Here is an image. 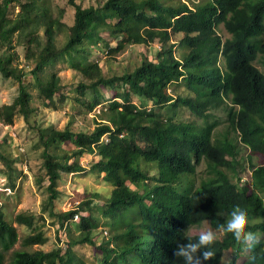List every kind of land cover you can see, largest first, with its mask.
Returning <instances> with one entry per match:
<instances>
[{
    "label": "trees",
    "instance_id": "1",
    "mask_svg": "<svg viewBox=\"0 0 264 264\" xmlns=\"http://www.w3.org/2000/svg\"><path fill=\"white\" fill-rule=\"evenodd\" d=\"M94 1L82 6L67 0L73 8L68 25L53 0H0V76L18 84L15 98L0 104V123L24 118L41 146L38 181H47L39 214L10 217L0 206V264L6 255L10 264H87L73 251L82 244L97 250L98 264H181L173 250L186 236L196 237L189 229L205 221L222 237L215 236L203 264H249V253L241 256L240 243L218 221L237 204L246 219L260 220L246 228L264 234V164L250 163L243 182L237 150L239 143L264 155V73L254 64L259 60L264 67V0ZM175 34H181V58L169 43ZM106 37L116 41L114 47ZM155 41V58L144 57L121 74L104 75L92 59L102 47L113 54ZM16 46L24 49L26 65L20 68L12 64ZM57 62L80 75L71 97L80 111L100 105L92 129L38 123L29 88L54 106L62 87L52 69ZM219 108L227 128L215 134L211 111ZM182 110L198 121L180 120ZM65 143L72 148L63 149ZM1 146L0 174L10 178L16 158ZM84 154L95 156L89 170L111 186L110 193L101 203L94 194L57 210L61 174L84 171L78 160ZM200 164L204 169L197 173ZM46 220L57 225L56 245L31 249L48 241L39 224ZM13 223L28 230L22 248L12 249L19 240ZM99 226L109 229L101 242L95 238ZM251 254L255 264H264V239Z\"/></svg>",
    "mask_w": 264,
    "mask_h": 264
},
{
    "label": "rangeland",
    "instance_id": "2",
    "mask_svg": "<svg viewBox=\"0 0 264 264\" xmlns=\"http://www.w3.org/2000/svg\"><path fill=\"white\" fill-rule=\"evenodd\" d=\"M76 2H79L82 6L95 4L94 0H76ZM53 3L58 6V8H62L64 10L62 20L70 25L73 20L72 6L67 3V0H53ZM219 33L223 37L228 36L224 30L219 31ZM180 38L181 34H175L169 42L175 43L174 53L178 58H181L180 55L183 51V48L177 44V41ZM107 40L110 46H115V40L111 38H107ZM159 48L160 44L156 41L150 45H128L120 52L113 54H109L106 48L102 47L93 51L92 59L98 61L104 75L110 76L121 74L126 70H133L144 57L148 59L155 58V54ZM15 50L16 53L12 64L20 68L26 65L24 49L21 46H16ZM254 64L261 72L264 73V67L260 64L259 60H256ZM52 69L60 76L62 86L54 96V106L42 103L37 97L36 90L34 88H29V90L33 93L31 106L36 110V119L38 120V123L43 126H53L56 129H63L67 124H69L73 130L92 129L95 125L94 122L97 118L99 109L101 108L100 105L95 107L90 112L85 111L84 109H82L83 111H80L79 107H77L71 99L74 95L73 89L80 80V75L70 69L66 62H57ZM30 78V75L25 76V82H27ZM178 90H181V88H178ZM17 92L18 84L14 79H5L0 76V104L10 103L17 95ZM132 101L138 103V99L136 97H132ZM181 112L182 113L179 116L180 120L198 121L197 118L188 110H182ZM211 112H213L212 115H214L211 120L218 122L213 130V132L217 134L219 130L223 131L227 128L225 113L220 108L212 110ZM231 136H234V133L232 134L231 132ZM0 142L2 143L1 148L10 152V155L16 158L15 170L11 172V177L8 178V176L0 174L1 208L6 215L10 217L18 211H30L39 214L42 200L46 196L45 190L41 186L46 185L47 181L43 180L41 183L38 181V177L40 176L39 164L41 161V146L38 143L36 134L30 129L22 116L16 115L11 126L0 123ZM62 147L63 149H70L72 148V145L65 143ZM237 150L239 151L238 160L240 162L238 167L240 170L239 174L241 179H243V182H246L250 174V166L248 165L250 163L254 165L264 164V155L249 153V150L239 143L237 144ZM93 158H95L94 155L84 154L78 158L80 164L86 168L84 171L61 174L60 180L57 184V189L59 190L60 195L55 200V208L57 210L70 209L73 205L80 201L90 199L92 197L95 198L94 194H97V196L93 201L101 203L102 200L110 193L111 186L106 183L101 176H97L89 170L90 164L94 160ZM0 168L5 169V162L2 160H0ZM203 169L204 165L200 164L197 166L196 172L200 173ZM150 174L153 175L154 173L151 172ZM202 175L204 174L202 173ZM10 183H13L14 186L10 187ZM258 221L260 220L246 219V223L248 224L256 223ZM13 224L17 227L19 240L14 244L12 249L22 248L20 242L22 237L28 233V230L21 225L16 223ZM39 224L48 236V241L43 245H34L31 249H42L45 251L50 250L56 245L55 233L57 225H52L49 220H46L45 223L39 222ZM103 230L107 231V235L106 232H103ZM206 230H211L208 221L192 226L189 229V234H199L201 231ZM213 232L217 238L222 237L221 231ZM58 235L62 239L61 242H65L63 230L60 229ZM108 236L109 229L104 226H99L95 235L97 242L105 240ZM73 251L87 264H98V261L95 258L97 250L91 245H77L73 247ZM230 255L231 253L229 251H225L223 258L228 259ZM245 255L246 253H243L241 256L245 257ZM5 264H10L9 255H6Z\"/></svg>",
    "mask_w": 264,
    "mask_h": 264
},
{
    "label": "clouds",
    "instance_id": "3",
    "mask_svg": "<svg viewBox=\"0 0 264 264\" xmlns=\"http://www.w3.org/2000/svg\"><path fill=\"white\" fill-rule=\"evenodd\" d=\"M235 241L240 243L242 253L249 264H255V256L251 253L264 239V234L246 228V216L242 206L232 204L226 209L222 220L218 221ZM186 242L177 243L173 255L178 257L181 264H203L211 256L210 247L215 239L211 230L201 231L196 237L186 236Z\"/></svg>",
    "mask_w": 264,
    "mask_h": 264
}]
</instances>
